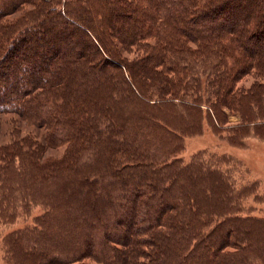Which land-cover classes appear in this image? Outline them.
Here are the masks:
<instances>
[{"label":"trees","instance_id":"1","mask_svg":"<svg viewBox=\"0 0 264 264\" xmlns=\"http://www.w3.org/2000/svg\"><path fill=\"white\" fill-rule=\"evenodd\" d=\"M257 1L0 0V224H24L4 239L5 264L264 261V219L234 203L247 189L257 196L258 183L237 191L219 169H211L219 174L213 180L204 170L191 181L179 157L159 162L166 152L148 157L138 146L145 140L136 142L145 126L167 143L191 134L159 112L163 103L206 105L218 125L229 111L241 124L236 131L264 130V2L253 8ZM84 10L95 15L76 16ZM62 16L86 29L95 24L90 38L61 32ZM74 37L82 54L64 57ZM95 42L113 48L114 77ZM132 47L139 53L127 61L118 50ZM95 55L94 66L86 57ZM130 78L143 102L158 104L142 103L147 111L136 125L114 109L135 96ZM206 155L197 154L191 170L209 169ZM212 185L226 190L213 197ZM34 207L41 213L32 216Z\"/></svg>","mask_w":264,"mask_h":264},{"label":"rangeland","instance_id":"2","mask_svg":"<svg viewBox=\"0 0 264 264\" xmlns=\"http://www.w3.org/2000/svg\"><path fill=\"white\" fill-rule=\"evenodd\" d=\"M241 3L242 0H237ZM264 2V0H259ZM253 3V8L257 6L258 2ZM260 4V3H259ZM264 5V3H263ZM72 6V5H70ZM241 9V8H240ZM83 14L78 11V15H76L79 18L86 19L88 15H95L91 14V12H87L86 10L82 11ZM241 12V10L239 11ZM241 14V13H240ZM58 21H62L64 24V27L66 28L62 30L61 32H64L65 34H75L77 35L82 34L83 39H87L90 33H93V27L96 26L95 24L91 23L92 25L88 26V29L82 26V24L79 21L72 20L68 17L62 16L61 20L57 18ZM97 19V17H96ZM116 20L120 22V18L116 17ZM105 25V24H104ZM122 30L125 33H128L129 25H122ZM55 29H61L60 27H56ZM90 30L91 32L89 33ZM68 35V36H69ZM112 43L113 47L116 50L118 46L117 40L112 37ZM99 38V37H98ZM100 41V40H99ZM65 42L64 44H67ZM70 48H66L65 53H62L64 57L74 56L77 57L81 55L82 53L79 52V49L81 48L83 44V40H79L74 37L70 39ZM101 43V41H100ZM97 44V49L99 54L105 59V62H103V65L108 66L109 69H112L111 74L114 77V75L117 73L115 69H117L115 57H113V54H111L110 50L113 52V48H109L108 46H105L103 44L99 45ZM92 48V45H91ZM89 49V48H88ZM110 49V50H109ZM119 53H121V56L125 58L127 61L135 59V54L139 53L137 50L135 51L134 47L131 48V51H125L122 50L120 52V49L118 50ZM89 53H91V49L88 50ZM105 52V53H104ZM117 52V50H116ZM109 55V56H106ZM100 57L99 55L95 56H88L86 57V61L88 63H93V65H97V58ZM65 59V58H64ZM59 61V60H58ZM56 61V63L58 62ZM98 64H100L98 62ZM99 66V65H98ZM121 72L123 73V69L121 68ZM125 76V74L123 73ZM110 77V76H109ZM253 78L250 76L246 77L244 80V85L249 86L251 84ZM114 79L111 77L109 78L110 86L114 87ZM129 86L134 90L135 96H129L128 98H125V106L127 108H122L120 106H115L114 109H121L122 113H125L128 117H130V122L132 120V123L135 124V118L141 117V119L144 117L143 113L147 111L146 106L144 108L142 103H145L147 106H155L158 104L154 103V100L152 101H146L143 102L142 96L137 94L136 88L132 85V81L130 78V81L127 82ZM155 98V97H152ZM141 100V103H140ZM156 102V101H155ZM117 103V102H115ZM177 104V102H175ZM160 104V103H159ZM174 107L171 106H165L163 103L162 106L157 107L159 109V112L163 115L167 116L171 119V121L179 123V127L181 128H188L191 134H188L184 137L179 136L181 141H178L176 138L174 140H171L167 143V140L164 138V136L161 134V131L155 130V127H147L145 126L142 130V139L137 140L136 142H139L141 140H145L143 144L147 145H139L141 147L142 151L145 152V155L157 156L159 157V153H165V156L163 158L159 159L160 161H168L173 156L179 157L181 159V163L184 165H187L188 168H193V159L194 157L204 152L207 155L203 158L204 166L210 167L209 169H199L198 171H194L190 169V180L194 179L196 176H198L200 173H204L211 169H219L221 173L228 171L231 175L229 177L228 181L234 180V182L231 184V181L229 182L232 187H234L235 190L241 191L244 186H246V181L249 182H256L259 185V189L257 192V196L250 195V191L247 189L246 191H242L243 197L238 199L236 202V206L238 209L247 212L250 211V213L256 217H260L264 219V130L258 129L254 125L247 126V128H242L241 131H236V128L239 127L241 124L239 123L238 116L234 115L233 113L226 111L228 114L227 121L224 123L218 125L214 121V118L211 115V112H208V109L206 105H201L200 108L197 110H191L190 108H183L182 106L176 105ZM124 106V107H125ZM200 123L198 126L197 124ZM142 122L138 125H141ZM258 124L264 125V122L258 121ZM136 125V124H135ZM258 126V125H257ZM264 128V126H263ZM185 130V129H184ZM143 145V146H142ZM146 147L147 150L144 148ZM65 149V145H62L59 147L58 154L60 155L63 150ZM159 155V156H158ZM226 156L227 162L224 163L223 161H220L221 156ZM210 156H213L212 158ZM149 157V156H148ZM229 157V159L227 158ZM222 163V165H219L217 163ZM226 164V165H224ZM192 166V167H191ZM186 170V169H185ZM219 171V172H220ZM214 174H211V177L209 180H213L214 178H217L219 176L218 171L215 173L214 171H211ZM123 173V172H122ZM123 174L126 175L124 172ZM208 174V173H207ZM243 179V180H240ZM197 179V177H196ZM206 179V174H203L200 177V180L203 182ZM179 181H187L188 182V176L182 175L180 176ZM177 182V181H176ZM206 183V182H205ZM203 184V183H201ZM205 186H209L208 184H204ZM179 186H184L183 184H179ZM226 188L222 185L219 188L211 186V194L213 197H215L217 194H220L221 192L224 193ZM247 196V197H246ZM84 197V196H83ZM244 197H246L244 199ZM86 200L89 199V196L85 197ZM41 213V208L34 207L32 208V216L38 215ZM241 213V214H242ZM24 224L21 221V219H17L15 223L12 225H2L0 224V264H5L4 259V253H8V245L6 243L5 237L7 234L16 231L21 230L23 228ZM264 233V232H263ZM17 239V238H15ZM259 244V241H258ZM261 244V243H260ZM29 245H22L21 249L23 252H26L29 250ZM195 253L197 255L202 254V249L197 248L195 250ZM9 255V254H8ZM258 258L257 256L253 257V264H264L263 259Z\"/></svg>","mask_w":264,"mask_h":264}]
</instances>
